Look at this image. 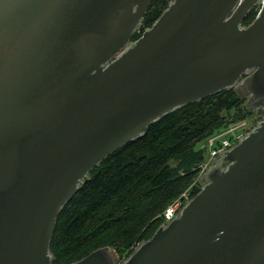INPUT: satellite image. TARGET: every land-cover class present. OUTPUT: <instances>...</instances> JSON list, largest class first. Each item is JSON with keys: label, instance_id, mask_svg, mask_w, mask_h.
Segmentation results:
<instances>
[{"label": "water", "instance_id": "obj_1", "mask_svg": "<svg viewBox=\"0 0 264 264\" xmlns=\"http://www.w3.org/2000/svg\"><path fill=\"white\" fill-rule=\"evenodd\" d=\"M259 1L173 0L144 29L154 0H0V264H59L88 175L230 88L262 119L123 264H264V3L242 25ZM116 262L106 246L71 264Z\"/></svg>", "mask_w": 264, "mask_h": 264}, {"label": "trees", "instance_id": "obj_2", "mask_svg": "<svg viewBox=\"0 0 264 264\" xmlns=\"http://www.w3.org/2000/svg\"><path fill=\"white\" fill-rule=\"evenodd\" d=\"M171 1L154 0L144 29L153 25ZM258 10L253 6L242 25L250 24ZM241 97L236 88H230L172 111L155 122L148 134L90 173L86 186L64 212L57 262L71 264L106 246L125 256L137 241L149 239L165 222L158 215L190 186L206 158L208 149L201 143L247 117ZM200 189L194 186L192 196Z\"/></svg>", "mask_w": 264, "mask_h": 264}, {"label": "built area", "instance_id": "obj_3", "mask_svg": "<svg viewBox=\"0 0 264 264\" xmlns=\"http://www.w3.org/2000/svg\"><path fill=\"white\" fill-rule=\"evenodd\" d=\"M263 3L264 0H260L259 3L256 4L259 7L258 13ZM254 124L255 122L251 125V121L247 119L239 120L236 122H232L225 129L210 136L203 147L208 149L209 155L211 157V163L209 164L208 162H206V158V160L200 163L199 169L204 172V174H206L208 172L207 170L210 169L213 165V161L216 159V157L224 154L228 149L237 145L242 139H244L251 131ZM189 200L190 198L185 193L175 199L164 212V216L166 219L164 223H169L172 219L178 217L183 207ZM142 242L143 241H137L133 245V250L137 249L142 244Z\"/></svg>", "mask_w": 264, "mask_h": 264}, {"label": "rangeland", "instance_id": "obj_4", "mask_svg": "<svg viewBox=\"0 0 264 264\" xmlns=\"http://www.w3.org/2000/svg\"><path fill=\"white\" fill-rule=\"evenodd\" d=\"M172 2V1H171ZM138 31H141V30H138ZM137 31V32H138ZM242 83H243V81H242ZM237 90V89H236ZM242 97L241 98H243L244 99V103H246L249 99H250V97H251V93H246L245 95H241ZM245 106V105H244ZM247 108V110H248V114H247V117L245 116V119H247V120H249V121H251V125L254 123V122H256L257 120H261L262 119V117H263V113H255V112H253L252 111V109L251 108H249V107H246ZM206 144V141H203L202 143H201V145L200 146H204ZM206 158H207V161L206 162H208L209 164L211 163V157H210V155H209V152L207 153V156H206ZM206 158L204 159V160H206ZM214 164H215V160L213 161V165L211 166V168L214 166ZM228 164H225V165H223V169L224 168H226V166H227ZM199 166V165H198ZM210 168V169H211ZM210 169H208L207 171L208 172H210ZM207 172V173H208ZM206 173V174H207ZM206 174H204V172H202L199 168H198V171H197V174H196V176L194 177V179H193V181H192V183L190 184V186L188 187V188H186L183 192H181V194L178 196V197H180L183 193H185L190 199H192V193H191V190H192V188L194 187V186H198L199 188H202V186H204V184H205V182H204V176L206 175ZM185 191H188V192H185ZM190 193V194H189ZM178 197H176L175 199H177ZM174 199V200H175ZM173 200V201H174ZM173 201H171L170 203H169V205L173 202ZM168 205V206H169ZM168 206L166 207V209L168 208ZM165 209V210H166ZM165 210H164V212H165ZM164 212H162V217H163V219H164V221H166V219H165V216H164ZM113 248V247H112ZM133 249V248H132Z\"/></svg>", "mask_w": 264, "mask_h": 264}, {"label": "flooded vegetation", "instance_id": "obj_5", "mask_svg": "<svg viewBox=\"0 0 264 264\" xmlns=\"http://www.w3.org/2000/svg\"><path fill=\"white\" fill-rule=\"evenodd\" d=\"M252 74V72H249L248 73V75L247 76H245L244 77V80H243V82L245 81V80H247V78L250 76ZM158 216H162V213L160 214V215H158ZM163 218V217H162ZM162 225V223L160 224V226ZM159 226V227H160ZM158 227V228H159ZM157 228V229H158ZM156 229V230H157ZM155 233V232H154ZM132 248H133V246H132ZM131 248V249H132ZM115 249V248H114ZM115 251H116V254H117V262L115 263V264H123L125 261H126V259L132 254V252L131 253H129L128 255H123V256H121L120 254H119V252L115 249Z\"/></svg>", "mask_w": 264, "mask_h": 264}]
</instances>
